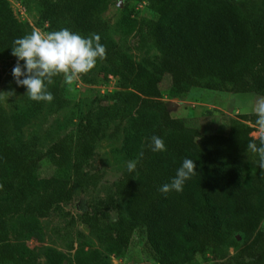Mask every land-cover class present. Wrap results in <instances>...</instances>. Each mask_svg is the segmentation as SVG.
Here are the masks:
<instances>
[{
	"label": "trees",
	"instance_id": "1",
	"mask_svg": "<svg viewBox=\"0 0 264 264\" xmlns=\"http://www.w3.org/2000/svg\"><path fill=\"white\" fill-rule=\"evenodd\" d=\"M108 0H22L38 3L37 25L46 34L67 28L86 38L100 37L103 59L78 77L86 82L101 64L119 79L122 91L112 92L89 107L80 123L45 152L30 144L12 146L7 121L0 115V264H21L26 250L16 252L9 240L7 218L25 212L39 218L71 198L70 177L80 187L101 124L119 125L130 119L136 142V168H125L114 192L97 203L82 224L110 256H122L137 230H143L156 264H264V169L248 144L253 139L256 115L230 119L212 133L188 131L181 119L172 118L162 101V77L170 79L169 96L180 98L188 83L197 80L203 90L254 94L264 98V0H147L151 18L137 22L132 11L120 19L123 37L136 35L139 49L154 50L136 61L126 44L109 36L102 20ZM258 2V6L255 3ZM7 0H0V61L15 60L13 41L29 34ZM125 43V42H124ZM1 78V74H0ZM47 85L51 102L31 100L19 120L36 115L46 104L48 114L65 106L63 73ZM117 127V129H118ZM160 137L162 152H153L151 137ZM139 145V144H138ZM64 172L61 178H39V162ZM196 167L181 192H160L175 176L182 161ZM116 211V219L108 212ZM240 239L237 240L236 237ZM237 249L228 259V248ZM46 264H104L95 253L77 252L70 260L48 249Z\"/></svg>",
	"mask_w": 264,
	"mask_h": 264
},
{
	"label": "rangeland",
	"instance_id": "2",
	"mask_svg": "<svg viewBox=\"0 0 264 264\" xmlns=\"http://www.w3.org/2000/svg\"><path fill=\"white\" fill-rule=\"evenodd\" d=\"M15 17L28 27L29 34L35 29L46 35L37 25L40 8L38 3L24 6L22 0H7ZM258 6V2L255 6ZM132 11L137 22L151 18L147 0H108L102 13V20L109 26V36L118 44H126L128 52L136 61L149 58L155 62L158 54L148 48L139 49L138 37H123L119 25L123 12ZM125 42V43H124ZM17 60L0 61V115L7 121V131L12 146L32 145L35 150L45 152L58 139L70 133L80 123L87 110L104 100L112 92L122 91L118 78L104 71L101 64L83 82L78 76L71 83H63L62 97L65 106L58 112L48 114L46 104L33 117L19 120L20 112L28 106L31 99L23 86H17L12 76V68ZM23 64V61L20 62ZM162 101L165 102L172 118L183 120L188 131L212 133L230 119L239 115L255 114L256 102L263 98L254 94H233L203 90L197 80L188 83L187 92L179 99L169 96L170 79L162 77ZM116 122L103 123L88 164L83 168L81 186L70 177L68 188L71 198L55 206L45 218L20 212L7 218L9 240L16 252L26 250L21 264H46L45 253L53 249L70 260L79 252L95 253L104 264H156L146 242L143 230H137L125 253L120 257L108 256L104 247L82 224L80 216L91 214L101 200L114 192V184L121 178L129 161H136L137 149L143 137L136 142L130 130V119L122 122L118 129ZM264 135L259 126L250 135L257 139ZM139 144V145H138ZM39 178H61L64 172L54 168L47 158L39 162ZM109 219H116V211L108 212ZM264 233V220L260 225ZM237 240L240 238L237 236ZM228 259L237 249L228 248ZM67 264V262H64ZM195 264H211L199 259Z\"/></svg>",
	"mask_w": 264,
	"mask_h": 264
},
{
	"label": "clouds",
	"instance_id": "3",
	"mask_svg": "<svg viewBox=\"0 0 264 264\" xmlns=\"http://www.w3.org/2000/svg\"><path fill=\"white\" fill-rule=\"evenodd\" d=\"M99 41L98 35L86 38L67 28L46 35L34 29L30 34L13 41L11 54L17 60L12 68L13 79L17 86L26 89V95L31 100L51 102L53 96L47 85L52 84L54 76L63 73L65 83H71L79 74L92 70L98 58H104L106 50ZM253 111L257 117L256 124L264 132V98L256 102ZM247 147L257 155L258 165L264 169V135L259 146L250 143ZM151 149L153 152L164 151L163 140L152 136ZM195 167L193 160L185 158L171 181L160 187V192H181L185 182L194 174ZM126 168L128 172H133L136 161H129Z\"/></svg>",
	"mask_w": 264,
	"mask_h": 264
}]
</instances>
